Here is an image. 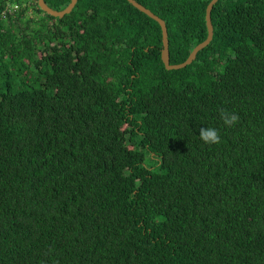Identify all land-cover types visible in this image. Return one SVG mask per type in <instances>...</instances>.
Segmentation results:
<instances>
[{
    "label": "trees",
    "instance_id": "obj_1",
    "mask_svg": "<svg viewBox=\"0 0 264 264\" xmlns=\"http://www.w3.org/2000/svg\"><path fill=\"white\" fill-rule=\"evenodd\" d=\"M28 1L0 0V264H264V0L171 71L128 0ZM135 1L171 65L207 40L212 0Z\"/></svg>",
    "mask_w": 264,
    "mask_h": 264
},
{
    "label": "water",
    "instance_id": "obj_2",
    "mask_svg": "<svg viewBox=\"0 0 264 264\" xmlns=\"http://www.w3.org/2000/svg\"><path fill=\"white\" fill-rule=\"evenodd\" d=\"M128 1L131 4H133L134 7H136L141 12L145 13L150 18L154 19L155 21H157L160 24V26L162 28V32H163V46H164L163 50H162V60L166 66V69L169 71L183 69V68L187 67L188 65H191L197 59L198 54L203 49L208 47L213 40L214 26H213V22H212V11L214 9V6L217 4V2L219 0H212V2L209 4V6L207 8V14H206V22H207V28H208L207 40L205 42L201 43L200 45H198L193 50V52L191 53L190 57L187 59L186 62H184L183 64H180V65H171L170 64V49H169V34H168V29H167V26H166L164 20H162L160 17L156 16L154 13H152L150 10H148L147 8L142 6L141 4L137 3L135 0H128ZM77 3H78V0H72L71 4L69 5V7L66 10L59 12V11H55V10L49 8L48 5L46 4L45 0H38L39 7L44 12H46L49 15L56 17V18H59V17L63 18L65 15L70 14L74 10Z\"/></svg>",
    "mask_w": 264,
    "mask_h": 264
},
{
    "label": "clouds",
    "instance_id": "obj_3",
    "mask_svg": "<svg viewBox=\"0 0 264 264\" xmlns=\"http://www.w3.org/2000/svg\"><path fill=\"white\" fill-rule=\"evenodd\" d=\"M220 118L226 127H233L239 122V116L234 112H228L226 110H221ZM199 138L208 145H216L221 142L220 132L212 127L200 128Z\"/></svg>",
    "mask_w": 264,
    "mask_h": 264
},
{
    "label": "rangeland",
    "instance_id": "obj_4",
    "mask_svg": "<svg viewBox=\"0 0 264 264\" xmlns=\"http://www.w3.org/2000/svg\"><path fill=\"white\" fill-rule=\"evenodd\" d=\"M31 1V10L29 11V17H32V18H35V19H38L39 20V17H42L43 15H40V16H36L35 13H32V11H35V7H36V1L34 0H29L28 2ZM13 8H16V7H13ZM10 9H12V7H10Z\"/></svg>",
    "mask_w": 264,
    "mask_h": 264
}]
</instances>
